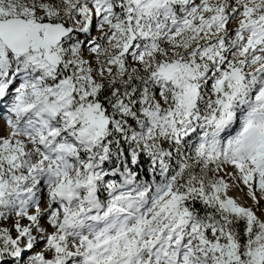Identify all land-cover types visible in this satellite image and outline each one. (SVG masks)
Instances as JSON below:
<instances>
[{"label":"snow or ice","instance_id":"1","mask_svg":"<svg viewBox=\"0 0 264 264\" xmlns=\"http://www.w3.org/2000/svg\"><path fill=\"white\" fill-rule=\"evenodd\" d=\"M0 264H264V0H0Z\"/></svg>","mask_w":264,"mask_h":264}]
</instances>
